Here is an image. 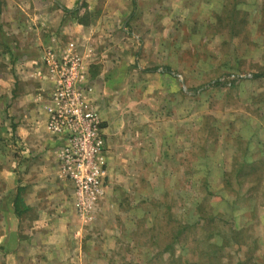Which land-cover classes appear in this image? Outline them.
I'll use <instances>...</instances> for the list:
<instances>
[{
  "label": "rangeland",
  "instance_id": "obj_1",
  "mask_svg": "<svg viewBox=\"0 0 264 264\" xmlns=\"http://www.w3.org/2000/svg\"><path fill=\"white\" fill-rule=\"evenodd\" d=\"M31 1L0 4L17 9ZM120 1H85L100 10L101 21L93 49L82 50L96 52L92 63L110 62L89 71L92 79L101 67L112 70L119 92L110 106L120 123L105 133L111 136L107 192L85 222L83 258L264 264V77L253 78L264 72V0H136L134 9L129 0L128 10ZM58 18L54 11L51 20ZM6 35L12 40L11 31ZM216 80L225 86L209 85ZM16 143L11 136L7 147L0 145L5 161L13 160ZM254 189L261 196L246 213L253 199L241 198ZM200 214L206 220L197 221ZM233 228L240 233L230 241ZM6 261L0 255V264Z\"/></svg>",
  "mask_w": 264,
  "mask_h": 264
},
{
  "label": "crops",
  "instance_id": "obj_2",
  "mask_svg": "<svg viewBox=\"0 0 264 264\" xmlns=\"http://www.w3.org/2000/svg\"><path fill=\"white\" fill-rule=\"evenodd\" d=\"M85 1L32 0L27 6L19 4L17 9L26 12L29 15L26 18L20 10L15 11L9 5L3 8L0 4V12L7 11L5 19L0 20V145L7 147L11 136L17 142L11 161H5L6 150L0 147V255L5 256L6 264H90L83 258L87 247L86 238H82L86 221L75 209L73 184L60 179L57 143L48 130L46 87L51 82L42 68L45 51L51 46L61 49L58 44L51 45L53 41L70 39L80 50L84 46L91 48L100 26V10ZM125 3L128 10L129 0ZM121 4L122 0L118 6ZM135 5L136 0H132L131 8ZM63 7L78 8L80 16L89 12L88 22L65 19ZM54 11L59 15L57 20H51ZM7 31L13 33L12 40L7 37ZM92 51L94 55L87 58L90 71L94 63H110L104 59L92 63L96 55ZM101 70L102 67L92 76L95 98L103 104L99 111L102 120L108 121L104 122V132L112 135L113 126L120 122H116L110 100L119 89L110 82L112 70L107 74ZM106 140L108 162L111 136ZM259 195L254 189L251 197L241 198L253 199L244 212L252 211ZM24 251L30 253L23 262L18 259L25 255ZM12 259L14 262H10Z\"/></svg>",
  "mask_w": 264,
  "mask_h": 264
},
{
  "label": "built area",
  "instance_id": "obj_3",
  "mask_svg": "<svg viewBox=\"0 0 264 264\" xmlns=\"http://www.w3.org/2000/svg\"><path fill=\"white\" fill-rule=\"evenodd\" d=\"M92 52L70 41L49 47L42 61L51 82L48 130L58 143L60 177L73 184L75 209L85 221L95 217L107 192V140L87 61Z\"/></svg>",
  "mask_w": 264,
  "mask_h": 264
},
{
  "label": "trees",
  "instance_id": "obj_4",
  "mask_svg": "<svg viewBox=\"0 0 264 264\" xmlns=\"http://www.w3.org/2000/svg\"><path fill=\"white\" fill-rule=\"evenodd\" d=\"M63 11H64V13H65V15H66V17H65V19L66 18H74V19H76V20H78L81 24H86L87 22H88V18H89V16H90V13L89 12H86V13H84L83 15H79V9L77 8V9H68V8H66V7H63ZM165 72H167V73H171L170 72V70H169V68H165V70H164ZM262 77H264V72H261V73H257V74H254L253 75V78H262ZM209 85L210 86H225V83L223 84L221 81H219V80H216L215 82H211V83H209ZM200 89H203V87H201V88H197V90L199 91ZM239 179V178H238ZM239 182L241 183V184H243V182L241 181V179H239ZM19 201V200H18ZM18 201H17V203H16V206H17V213H18V207H19V205H18ZM19 204H20V201H19ZM198 217V220L197 221H200V220H206V216H204V215H202V214H200L199 216H197ZM197 223H199L200 225H202V223H200V222H197ZM197 223L195 224V226H197ZM156 227V226H155ZM186 228V224L184 225V229ZM183 229V230H184ZM239 231L238 230H233L232 232H231V235H229L230 237H229V240L231 241V238H232V235H239ZM173 239L175 238V236L173 235V237H172ZM235 243V242H234ZM216 249V248H215ZM214 249V250H215ZM218 250V249H217ZM216 251V250H215Z\"/></svg>",
  "mask_w": 264,
  "mask_h": 264
}]
</instances>
